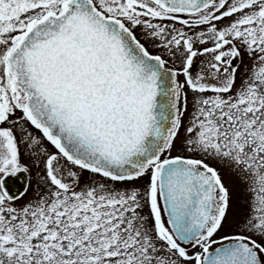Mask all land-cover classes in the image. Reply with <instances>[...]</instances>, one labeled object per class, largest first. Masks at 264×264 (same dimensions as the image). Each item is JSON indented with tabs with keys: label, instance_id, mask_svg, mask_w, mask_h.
Returning a JSON list of instances; mask_svg holds the SVG:
<instances>
[{
	"label": "snow or ice",
	"instance_id": "snow-or-ice-1",
	"mask_svg": "<svg viewBox=\"0 0 264 264\" xmlns=\"http://www.w3.org/2000/svg\"><path fill=\"white\" fill-rule=\"evenodd\" d=\"M0 264H264V0H0Z\"/></svg>",
	"mask_w": 264,
	"mask_h": 264
},
{
	"label": "flooded vegetation",
	"instance_id": "flooded-vegetation-1",
	"mask_svg": "<svg viewBox=\"0 0 264 264\" xmlns=\"http://www.w3.org/2000/svg\"><path fill=\"white\" fill-rule=\"evenodd\" d=\"M194 70H195V67H194ZM10 182L14 183L17 188H20L19 177L13 178Z\"/></svg>",
	"mask_w": 264,
	"mask_h": 264
},
{
	"label": "water",
	"instance_id": "water-1",
	"mask_svg": "<svg viewBox=\"0 0 264 264\" xmlns=\"http://www.w3.org/2000/svg\"><path fill=\"white\" fill-rule=\"evenodd\" d=\"M19 183H20V187H21V185L24 183V178H23V176H20V177H19Z\"/></svg>",
	"mask_w": 264,
	"mask_h": 264
}]
</instances>
